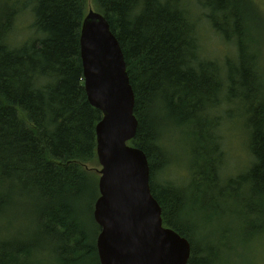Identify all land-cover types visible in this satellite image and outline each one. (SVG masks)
I'll use <instances>...</instances> for the list:
<instances>
[{"label":"trees","instance_id":"obj_1","mask_svg":"<svg viewBox=\"0 0 264 264\" xmlns=\"http://www.w3.org/2000/svg\"><path fill=\"white\" fill-rule=\"evenodd\" d=\"M91 1L124 56L138 122L129 145L147 157L162 223L189 241L188 264H210L215 249L207 242L196 249L188 206L203 202L215 213L221 199L241 192L235 201L250 222L253 206L264 199V81L253 49L256 29L245 16L248 1L200 0L213 32L235 47L234 57L223 62L202 55L197 15L183 0ZM86 8V0H0V221L20 207L36 224L32 239H15L22 237L17 232L0 237V264H34V247L44 243L36 244L35 235L48 239L65 261L79 264L92 256L99 264L89 231H100L92 220L98 181L86 167L97 164L101 113L84 90L79 37ZM26 10L33 35L13 45L10 34ZM235 116L252 163L225 179L218 143L222 125ZM171 129L185 139L191 172L181 189L156 179L168 172L160 139ZM26 205L34 206L32 214Z\"/></svg>","mask_w":264,"mask_h":264},{"label":"water","instance_id":"obj_2","mask_svg":"<svg viewBox=\"0 0 264 264\" xmlns=\"http://www.w3.org/2000/svg\"><path fill=\"white\" fill-rule=\"evenodd\" d=\"M79 46L87 101L101 113L95 127L99 197L92 213L100 228L99 264H188L191 245L163 225L147 157L129 145L138 127L134 93L119 43L101 14L85 15Z\"/></svg>","mask_w":264,"mask_h":264},{"label":"rangeland","instance_id":"obj_3","mask_svg":"<svg viewBox=\"0 0 264 264\" xmlns=\"http://www.w3.org/2000/svg\"><path fill=\"white\" fill-rule=\"evenodd\" d=\"M183 1L186 4V8L197 15L202 55L208 60H217V62L233 58L235 53L234 45L224 43L213 32L209 22L205 18V12L202 10L200 0ZM247 1L249 13H245V16L256 29L254 32L256 41L253 44V49L257 54L258 69L264 81V0ZM86 7L87 13L95 11L91 0H86ZM18 17L19 21H16L15 31H12L10 34V41L13 45H19L33 35V15L31 11L26 10ZM236 121L235 116L231 123L222 125V140L218 143L219 150L223 154L220 172L225 179L235 178L245 173L252 163L249 140L244 130L238 128V125L234 123ZM227 124L229 127H227ZM184 140L175 129L168 130L161 136L160 144L166 153L168 172L166 174L160 173L157 176L156 179L159 186L167 183H174L178 188L186 186L191 172L188 166L189 161L186 158L185 152L187 149ZM99 170H101V167L98 163L86 167V171L94 176L97 181L99 179ZM240 193L237 196L226 195L219 201V205L221 204L223 207L222 210L215 213L202 208L203 202L197 205L191 204L193 207L188 206L192 229H195V234L192 238L195 247H197L196 249L199 252L200 247L203 246V242H207L206 244L209 248L215 249L210 264H264V199L262 206H258V204L253 206L256 214L251 215L250 222L253 221L251 224L244 215L245 208L236 202ZM191 194L192 192L189 191V197H191ZM201 196L202 194L195 195L197 198ZM219 198L213 196L212 200ZM33 209L34 206L32 205L24 207L28 215L32 214ZM14 210L8 212L7 219L0 221V237L2 239L12 238L17 232V235L22 237L16 236L15 239H32L36 224L34 226L27 216H22V208L18 207L16 211ZM93 223L95 224L94 220ZM4 226H7L6 230L12 231L8 232L4 230ZM10 226L13 229L8 228ZM89 231L95 245L98 233L95 236V230H93L94 233L91 230ZM35 237L36 239L33 241L36 244L44 243L38 248L34 247L35 252L39 251L38 257L34 259V264H76V262H68V260L65 261L64 258L60 257V253L56 252V247L48 244L51 243L48 239L42 237V239H39L40 237L37 235ZM46 244L48 245L46 246ZM77 254L80 253L77 252ZM84 257L86 259L79 264H96L92 256Z\"/></svg>","mask_w":264,"mask_h":264}]
</instances>
